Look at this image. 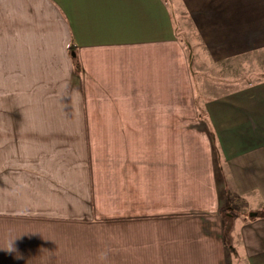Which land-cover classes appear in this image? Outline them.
<instances>
[{"label": "crops", "instance_id": "0c3cea01", "mask_svg": "<svg viewBox=\"0 0 264 264\" xmlns=\"http://www.w3.org/2000/svg\"><path fill=\"white\" fill-rule=\"evenodd\" d=\"M177 2L202 102L172 1L0 0V264H264V0Z\"/></svg>", "mask_w": 264, "mask_h": 264}, {"label": "rangeland", "instance_id": "374dc122", "mask_svg": "<svg viewBox=\"0 0 264 264\" xmlns=\"http://www.w3.org/2000/svg\"><path fill=\"white\" fill-rule=\"evenodd\" d=\"M168 1H172V8L174 9V13L177 15V20H178V27H179V31H180V37L183 41V45L188 53V56L190 57V63H191V67H193L192 69V82L193 85L195 87V91H196V97H198V102H202V91H201V85H202V81H204V78L208 75H204L203 74V70L202 68L204 66H207L209 68V65H207L205 63V60L202 59V51H201V44H200V39L198 37V34L194 28V25L192 23V21L189 19L188 15L182 10L180 3L177 2L176 4V0L175 3L173 2V0H168ZM258 63H264V59L262 60H256L252 62V60H245L244 62H237L235 64V67L238 71V73H241L239 75H245L247 73H250V68L253 67V69L259 67ZM198 67H200L201 69H198ZM234 67V64H233ZM241 71H239L240 68H243ZM246 67V68H245ZM256 72V71H255ZM260 72V71H259ZM219 72L217 73H211L213 74L212 78L213 81L218 82L220 79H222V77H224V74L221 75L219 74ZM243 73V74H242ZM250 77H248L247 79H249ZM233 217L231 216V221H233ZM222 219L223 221H230V217L225 216L222 214ZM233 226V223H230V227ZM230 230L231 228L227 231L226 236L230 238Z\"/></svg>", "mask_w": 264, "mask_h": 264}, {"label": "trees", "instance_id": "16d2710c", "mask_svg": "<svg viewBox=\"0 0 264 264\" xmlns=\"http://www.w3.org/2000/svg\"><path fill=\"white\" fill-rule=\"evenodd\" d=\"M70 51L72 53V58L74 62V67L76 71L81 72L82 71V66H81V61L80 58L77 54V47L74 44L70 45ZM225 233L227 234L228 228L224 229Z\"/></svg>", "mask_w": 264, "mask_h": 264}]
</instances>
